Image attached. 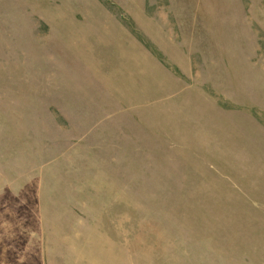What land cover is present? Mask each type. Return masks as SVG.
Masks as SVG:
<instances>
[{
    "label": "rangeland",
    "instance_id": "374dc122",
    "mask_svg": "<svg viewBox=\"0 0 264 264\" xmlns=\"http://www.w3.org/2000/svg\"><path fill=\"white\" fill-rule=\"evenodd\" d=\"M0 264H264V0H0Z\"/></svg>",
    "mask_w": 264,
    "mask_h": 264
}]
</instances>
